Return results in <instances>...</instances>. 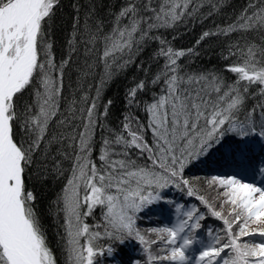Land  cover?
Wrapping results in <instances>:
<instances>
[{
    "label": "snow or ice",
    "instance_id": "snow-or-ice-1",
    "mask_svg": "<svg viewBox=\"0 0 264 264\" xmlns=\"http://www.w3.org/2000/svg\"><path fill=\"white\" fill-rule=\"evenodd\" d=\"M59 4L0 0V264H57L26 180L28 171L36 164L43 167L61 145V159L72 163V178L57 201L64 213L66 264H104L105 259L121 264L116 245L129 241L144 246L146 264H264V182H246L239 172L213 175L206 184L217 194V207L185 177L189 166L217 155L218 164L264 173V167H254L251 139L264 140V102L247 106L256 91L264 101V41L229 49V56H242L240 63L228 67L235 74L228 83L219 74L186 72L180 60L193 50H174L155 35L190 16L193 0H122L109 17L110 25L90 6L92 26L69 43L72 52L80 45L103 65L101 85L150 40L159 39L157 55L165 58L163 69L149 82L163 85L159 95L138 99L148 87L143 80L126 94L129 109L142 110L146 120L129 111L118 130L105 129L106 136L101 131L97 151L101 117L108 118L112 101L99 106L97 86L94 96L81 97L82 105L73 102L61 111L71 56L57 63L49 35V21ZM73 7L76 20L83 6ZM73 30L81 31L75 23ZM238 31L264 33V0H252L222 30L224 35ZM214 34L204 32L201 39ZM26 94L32 100L22 104ZM17 130L27 139H19ZM53 168L60 171L59 160L53 161ZM170 187L200 201L223 222L224 234L213 235L209 229L211 240L198 239L193 233L202 228L205 214L199 207L181 212L184 205L176 206L180 217L175 226L142 231L139 213L161 202ZM97 208L105 221L103 231L86 222ZM257 236L259 241L244 239Z\"/></svg>",
    "mask_w": 264,
    "mask_h": 264
},
{
    "label": "trees",
    "instance_id": "trees-1",
    "mask_svg": "<svg viewBox=\"0 0 264 264\" xmlns=\"http://www.w3.org/2000/svg\"><path fill=\"white\" fill-rule=\"evenodd\" d=\"M121 2L122 0H60L53 20L49 21L51 25L49 35L53 43L56 62L59 63L71 56L70 69L65 71L63 77V94L60 99L61 111H66L73 102L82 105L81 97L85 94L94 96L97 86L101 88L98 105L103 107L108 100L112 101L108 118L101 117L103 124L97 131V151L99 150L101 131L106 136L108 132L105 129L118 130L123 122V117L128 115L129 111L138 116L142 122L146 120V114L142 110H130L125 103L126 94L130 88L141 80L145 81L148 84L146 91L138 94V99L144 101H147L152 95H159L163 88L162 84L153 86L149 83L154 75L163 69L165 63V58L157 55L161 47L159 39L148 41L143 51L133 55L131 63L123 69L117 68L113 77L105 85H101L100 82V78L104 73L103 65H98L92 54L85 52L80 45H77L76 52L71 50L69 42L73 37L83 36L92 26L95 17L90 16L88 13L90 6L93 7L98 17L104 19L110 25L112 21L109 17L112 16ZM152 2L156 4L160 0H152ZM250 2L252 0H193L195 7L190 16H186L182 22L177 23L172 28L159 29L155 32V35L158 38L163 37L166 46L174 50H185L186 52L189 49L193 50L180 60L186 72L193 75L197 73L219 74L224 77L226 82L233 83L235 74L228 71V67L240 63L242 54L237 52L236 56H229V49L236 51L237 46L244 47L249 42L259 44L264 41V33H242L238 31L224 35L222 32L229 24L236 21ZM73 5L83 6L76 20H74L76 12ZM74 23L78 25L81 31L74 32ZM204 32L215 34L201 39ZM225 57L228 58L225 59ZM89 65L91 66L90 69ZM31 100V95L26 94L21 103H30ZM261 102L264 101L260 99V94L256 91L248 97L247 106L253 107ZM259 113L260 109L257 108V116ZM58 131H63V129L58 128ZM17 136L19 139H27L23 137L22 132L19 130H17ZM251 139L255 141L252 145L256 161L254 167H264L259 163L264 161V140L255 137ZM45 148L48 151H53V147L50 145H45ZM63 152L64 148L61 145L60 151H53L52 159L43 167L40 164L34 165L28 171L26 180L27 187L36 196L35 208L47 236L48 245L56 257L57 264H66L65 220L64 213L60 211L62 204H58L57 201L62 195V190L67 185V181L72 178V163L69 159H61ZM92 159L97 160L96 152H93ZM218 159L219 155L213 157L207 163H195L185 170V177L190 179L199 189L200 194L205 195L207 199L210 197L204 194L203 189L206 179L211 178L213 175L226 176L239 172L246 181L253 179V183L257 186L264 182V173L254 171L253 168L238 169L223 161L218 164L215 162ZM55 160L60 162V171L53 168V161ZM163 197L164 199L161 202L148 205L139 213L140 218L137 224L142 231L151 228L175 226L180 217V213L176 211V206L184 205L181 212L199 207L201 212L205 214L206 219L201 222L202 228L193 233L198 239L206 242L211 240V237L208 236L209 229L213 235L222 236L224 234L223 229L225 226L223 222L211 216L205 206L195 197H189L186 192L175 187L165 189ZM86 222L94 229L95 226L100 225L101 227L96 230L103 231L105 221L99 208L95 210L92 216L86 218ZM244 239L258 241L257 237H246ZM100 243L103 244L104 241L101 240ZM116 247L118 249L117 259L121 264H134L135 261L146 264V252L143 245L129 241L123 246L116 245ZM153 250H155V245ZM104 264H115V262L105 259Z\"/></svg>",
    "mask_w": 264,
    "mask_h": 264
},
{
    "label": "rangeland",
    "instance_id": "rangeland-1",
    "mask_svg": "<svg viewBox=\"0 0 264 264\" xmlns=\"http://www.w3.org/2000/svg\"><path fill=\"white\" fill-rule=\"evenodd\" d=\"M210 178H208V179H206V181L207 180H209ZM203 191H204V194H207V197L209 196L210 198V201H211V203H213V205L214 206H217L218 207V201H217V199H216V192H214V191H212L211 189H208V187H207V184L205 183V185H204V189H203ZM154 238V237H153ZM157 246H155V248H156Z\"/></svg>",
    "mask_w": 264,
    "mask_h": 264
}]
</instances>
